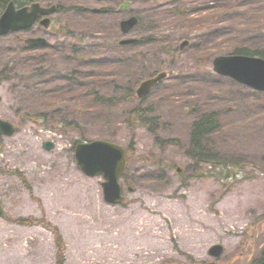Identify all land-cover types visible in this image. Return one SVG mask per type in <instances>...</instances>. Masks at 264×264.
Masks as SVG:
<instances>
[{"label": "rangeland", "instance_id": "obj_1", "mask_svg": "<svg viewBox=\"0 0 264 264\" xmlns=\"http://www.w3.org/2000/svg\"><path fill=\"white\" fill-rule=\"evenodd\" d=\"M40 1L63 7L53 16L51 29L36 26L0 36V74L5 70L6 76L0 81V117L17 127L15 135L0 136V202L6 209L0 219V262L14 258L13 264H57L53 231L18 221L34 217L60 230L66 264H251L264 247V91L215 73L213 59L230 53V42L247 44L256 40L249 37H264V0H130L131 8L120 12L111 0ZM72 6L76 8L67 10ZM104 6L116 12L106 19L108 33L95 32L99 20L92 8ZM217 10L215 23L202 20ZM131 14L144 21L129 36L150 34L156 19L161 27L154 33L178 52H164L163 42L143 49L149 62L132 58L141 49L131 46L98 57L95 51L114 50V24ZM107 34L106 47L93 48ZM19 35L46 36L47 60L65 54L64 62L56 61L52 71L46 67L39 79L21 65L30 52ZM186 39L189 44L180 49ZM73 47L93 54L87 60L105 70L119 59L137 62L124 81L119 75L107 76L101 91L108 96L116 95L110 80L123 87L134 83L136 89L139 79L154 71L170 73L142 101L135 97L90 111L79 124L60 130L51 113L37 119L47 106L34 94L37 81L67 75L70 61L65 60L73 56ZM9 66L16 71H6ZM139 103L153 105L155 115L162 117L166 127L159 142L145 126L132 127L127 121L128 111ZM189 109L219 113L222 131L208 141L215 161L196 166L187 155ZM93 139L112 140L131 150L124 204L107 203L104 177L86 176L77 163L76 142ZM47 141L55 146L45 149ZM216 243L225 246L219 259L209 254Z\"/></svg>", "mask_w": 264, "mask_h": 264}, {"label": "trees", "instance_id": "obj_2", "mask_svg": "<svg viewBox=\"0 0 264 264\" xmlns=\"http://www.w3.org/2000/svg\"><path fill=\"white\" fill-rule=\"evenodd\" d=\"M12 0H0V15L3 13L5 8L7 7L8 3ZM15 2L19 3L20 5H24L27 0H14ZM155 3V2H154ZM237 6L241 7L242 4H238ZM161 7V6H159ZM58 11L63 10V7L60 3H58ZM76 6H72L71 8H66L67 10H73ZM158 10V5L156 8ZM245 12H249L250 9L247 7L244 9ZM116 12V9L113 7H104L101 9L100 13H93L94 16L97 17L99 21H97L96 24V31H100L102 33H108L107 32V26L110 25V23H107L106 19L107 17H110L112 14ZM157 12H153V17ZM159 14V13H158ZM181 14L183 16L187 15V12H184L181 10ZM219 15L218 10L214 11L212 14H208L203 16L202 20L205 19V21L211 23H215L217 16ZM239 16V15H238ZM102 21V22H101ZM144 18L141 16V22L140 25L143 23ZM204 21V22H205ZM106 22V24H105ZM201 23L200 28H203L206 24ZM152 23V29L151 33L148 35H142L140 37V41L136 44L131 45V49H141L137 54L132 56L135 60L140 59L141 62L146 61L149 62L150 60L147 58V53L143 52V49H147L148 47H158L159 45L163 44L164 52H170L172 54L177 53L178 49H173L171 45L165 43V38L160 37L156 35L154 32L158 31L161 27L158 23V20L153 19ZM199 24V22H198ZM114 26L117 28V33L115 36H111L110 38L113 39L112 45L115 47L113 51H107V52H97L95 53L98 55V57H104V56H112L111 54L115 52H122L123 50L128 49L130 46H122L119 44V36H120V29L119 25L117 23L114 24ZM200 26V25H199ZM109 27V26H108ZM244 34L247 36L248 33L244 32ZM108 38L109 35H105V42L97 43L96 46L93 48H104L108 44ZM250 39L255 38L256 40L249 43H244V41L239 40L241 42L234 43L230 42L231 48L230 51L233 53H239L244 55H250V56H260L264 57V37H249ZM47 46L44 48H41V51L38 52L35 55H32L31 52L37 50L33 48H26L28 53H25V58L23 61H21V65H25L26 68H28L26 71L31 72L34 76L39 77V79L42 78L44 75V71L46 67L49 66V69L52 71V68H56V65L54 63L57 62H64L65 54L61 55H55L53 58H50V60H47L48 54L45 53ZM76 50V48H72L73 56L67 58L65 62L70 61V65L68 62V68L67 75H63L61 79L58 81L50 80H40L37 81L36 86L38 89V93L34 94L35 97L42 98L43 101H45L47 106L46 112H39L38 113V120H43L46 116H49L51 113V116L53 117L54 125L57 127H60L59 129L64 130L67 127L75 126L79 124V119L86 114H89L90 111L98 110L99 108L101 110H105L106 108L110 107L111 104H117L122 101L130 100L132 98L136 97L135 92V84L132 83L129 87H123L117 84L118 80L114 83L112 80L109 81L108 86L115 84L114 90H116V95L114 96H108L103 91H101L102 83L106 80L107 76L114 74L116 76L119 75L120 79L124 81V78L128 76V73L133 70L131 64H137L134 60L125 61L123 60H117L113 61L112 63H115L116 65L114 67H110L109 69L105 70L102 69V66H99L98 64H93L94 62H90V60H87L89 56H94L93 54H90L84 50ZM95 54V55H96ZM15 70V66H9L6 71L11 72ZM4 71L0 74V80L5 78ZM159 70L154 71L151 73L156 74ZM23 76L21 77V79ZM139 81H141L139 79ZM53 82V83H51ZM100 85V86H99ZM51 86V87H50ZM107 86V85H106ZM27 88V86H23ZM22 87V88H23ZM24 93H27V89H23ZM21 98H24L21 96ZM142 101V100H141ZM73 103L74 107L72 110H70V105ZM38 108V107H37ZM40 108V107H39ZM63 108V110H62ZM154 106H144L143 104L139 103L136 106H134L132 109H130L127 113V121L130 123V125L136 126V125H142L145 126L148 131L154 136L155 140L159 142L160 135L159 133L161 130H163L166 126L164 124V121L161 116L155 115L153 111ZM41 109V108H40ZM66 109V111H64ZM38 110V109H37ZM40 111V110H39ZM64 111V112H62ZM188 114H190L191 118V134H190V140L186 147V153L190 157V159L195 161V165L199 166L200 163H207L211 162V160L215 161L214 158V152L212 150V147H209L208 141L210 139H213L214 136L222 131V123L220 115L215 110H199L195 111L193 109H189ZM72 117V118H69ZM173 143L178 144V140H172ZM211 148V149H210ZM220 164L224 165L225 162H221ZM200 169V168H198ZM127 177V174L124 176ZM156 176H154L155 178ZM21 223L26 224H34L39 222L40 220L34 219L32 217L29 218H21L18 220ZM44 222L43 220H41ZM47 226L51 227L55 234H56V241L58 244V253H57V263L58 264H65V242L63 241L62 235L59 232L58 228L53 227L50 223H46ZM252 264H264V247L262 249V252L260 256L252 262Z\"/></svg>", "mask_w": 264, "mask_h": 264}, {"label": "water", "instance_id": "obj_3", "mask_svg": "<svg viewBox=\"0 0 264 264\" xmlns=\"http://www.w3.org/2000/svg\"><path fill=\"white\" fill-rule=\"evenodd\" d=\"M34 1V0H32ZM130 2L126 1L123 7H129ZM56 11V6L49 8L42 7L40 3H33L31 7L17 9L14 2H11L3 15L0 17V35L10 31H19L32 27L40 15H49ZM139 22L137 16H131L121 22V29L124 33H129ZM43 25L49 27L50 18L41 21ZM26 43L32 47L44 44V37L27 38ZM137 38H128L121 41L122 44L137 42ZM188 41L182 43L184 48ZM214 70L222 75L230 76L239 82L245 83L256 89L264 90V59L249 57L244 55H220L213 61ZM167 77V72H159L157 75L149 77L141 82L137 88L139 97L146 96L153 87ZM15 127L11 122L0 118V135H13ZM47 148H52L54 144L48 142ZM76 159L84 171L90 177L104 175L106 181L103 182L105 199L113 204L124 201L125 187L121 183V178L129 163L128 150L125 146L108 141L94 140L91 142L79 143L76 147ZM4 214V208L0 204V217ZM224 252L222 244H214L210 248V254L220 257Z\"/></svg>", "mask_w": 264, "mask_h": 264}, {"label": "flooded vegetation", "instance_id": "obj_4", "mask_svg": "<svg viewBox=\"0 0 264 264\" xmlns=\"http://www.w3.org/2000/svg\"><path fill=\"white\" fill-rule=\"evenodd\" d=\"M14 261H15L14 258H12V259H8V260H2V261L0 262V264H13Z\"/></svg>", "mask_w": 264, "mask_h": 264}]
</instances>
